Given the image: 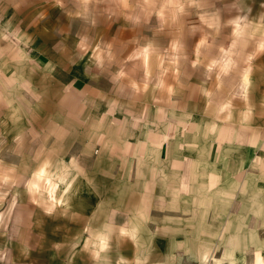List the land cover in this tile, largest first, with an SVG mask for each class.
I'll return each mask as SVG.
<instances>
[{
  "label": "crops",
  "instance_id": "obj_1",
  "mask_svg": "<svg viewBox=\"0 0 264 264\" xmlns=\"http://www.w3.org/2000/svg\"><path fill=\"white\" fill-rule=\"evenodd\" d=\"M160 1L0 0V264H160L179 213L203 214L193 232L201 259L209 247H242L231 264H247L249 247L260 254L256 231L242 230L264 216L255 52L239 54L238 110L230 100L213 108L197 56L210 28L223 42L233 28L231 46L262 34L259 50L264 26L238 21L246 0L218 2L215 24L210 0L190 10L204 17L155 24ZM224 50L216 65L227 71L235 61ZM228 214L230 239L226 229L219 240L201 234Z\"/></svg>",
  "mask_w": 264,
  "mask_h": 264
},
{
  "label": "rangeland",
  "instance_id": "obj_2",
  "mask_svg": "<svg viewBox=\"0 0 264 264\" xmlns=\"http://www.w3.org/2000/svg\"><path fill=\"white\" fill-rule=\"evenodd\" d=\"M147 1V6L150 4H154L155 0H146ZM223 0H210V12L207 14V16L210 19L211 24H215V19L217 20L218 16V11H220L219 3ZM245 0H242V2ZM254 1V0H252ZM161 10L158 12H154L153 14L158 16L159 18L154 19L152 23L157 24L162 17H167L169 20L164 23L167 24L169 21H173L175 23H179L180 19H185L188 18L189 15L191 14H198L201 17H204L203 13H191L190 10L191 8H198L201 7L202 5V0H161ZM159 2V3H160ZM256 3H253L249 0H246L244 5L248 6V8L251 9L250 13L248 15L243 14L244 18H241L238 21L245 22V24H257L261 27L264 26V6L261 4V0H255ZM264 2V0H263ZM146 6V7H147ZM163 9H166L167 11H163ZM189 10V12H188ZM151 12L149 11V7H147L146 11V18L149 20L151 16H153ZM245 15V16H244ZM150 16V17H149ZM154 16V17H155ZM152 20V18L150 19ZM153 30H151L152 32ZM158 32H161L164 36L168 34H173V35H181L183 31L181 29H168V28H162L160 30H156ZM180 32V33H179ZM161 35V36H163ZM223 35V34H222ZM230 35V40L227 42L220 41L218 38V29L217 28H210L208 30L207 38L202 40V44L199 46L200 50L198 51V58L203 56V59H205V64L204 68L202 70V74L204 79L208 82L209 86H212V90L207 93V98L209 100L208 96H213V99L209 100L210 103H214L213 108L215 110H219L218 104L230 100L231 106L235 109L238 110L240 108H243L244 103L240 99V96L236 94L237 91V79H238V70L241 68L243 65L242 62V57L240 54L241 51H244L246 53L250 52H255L254 54V60H253V65L254 69L252 70V74L254 75V81H257V88L258 91H261V98L264 96V47L255 50L256 47V42L257 38L260 36H263L262 34L260 35H254L252 36L249 41L243 46L242 44H235L234 46H231L230 43L233 40V28L229 29V34H225V36ZM181 46H178V48H174L173 50H179ZM185 47V46H183ZM170 49V46H162L161 51L163 54H168V51ZM224 49H230L232 53L234 54V61H235V66L231 69L226 71H223L220 69L219 65H216L217 60H222L225 58L223 56V52L225 51ZM185 53L182 52L181 56H183ZM215 63V65H214ZM222 67V65H221ZM223 68V67H222ZM261 70V71H259ZM263 71V72H262ZM249 83L250 84V78L248 76ZM214 101V102H212ZM217 105V106H216ZM220 106V105H219ZM221 111V110H220ZM220 111L216 112L219 113L220 115L218 116V119H225L226 117L224 116V112L221 114ZM5 194V190L2 191L1 196ZM203 214H200L198 217L193 213L191 216H188L185 213H179L178 214V224L179 227L177 228V235L173 236L172 235V249L170 250V255L167 256L169 257L168 260H163L160 264H217L216 262H220L222 264V261L225 260L224 264H231L229 258V254L225 255V252H223L224 248L219 247L216 252L215 247L211 248L209 247V250L206 254V257L204 259L200 258V239L199 237H194L193 232H195L197 224H200L198 222ZM189 218V220H188ZM232 218L231 214H228L223 220L218 221V226L215 228H210L208 226H203L200 230L201 234L204 236H211L215 240H219L220 236L223 235L225 229L228 230L229 233V239L233 236L234 233V227L236 228V222L229 223L227 225V219ZM206 220V216H205ZM214 219L212 220H206L205 224L207 225L208 223L213 222ZM264 221V216L263 220ZM262 221H256V220H247L245 221V225L243 226L242 230L249 231L255 230L258 237L262 240L263 244L262 247L259 250L260 254H257L259 258L262 260L260 264H264V223ZM129 224V223H128ZM182 224V225H180ZM232 224V225H231ZM227 225V226H226ZM234 225V227H233ZM166 232L163 230V234ZM170 238V237H166ZM166 238H162L163 243L161 244L162 247V254L165 253L167 254V250L164 249L165 244L164 241ZM140 241V240H139ZM138 247L135 249L136 250V257L139 258L140 256V242H135L133 241ZM238 252V254L234 252L235 259L239 260L243 257V252L242 247ZM236 250V251H237ZM166 251V252H165ZM262 255V256H261ZM242 256V257H241ZM255 259V251L252 247H249V249L246 252V258L244 260L245 263L250 264H255L257 259ZM216 261V262H215ZM241 262H243L241 260ZM259 264V263H258Z\"/></svg>",
  "mask_w": 264,
  "mask_h": 264
},
{
  "label": "bare ground",
  "instance_id": "obj_3",
  "mask_svg": "<svg viewBox=\"0 0 264 264\" xmlns=\"http://www.w3.org/2000/svg\"><path fill=\"white\" fill-rule=\"evenodd\" d=\"M243 79L246 81V77H243ZM230 253V254H229ZM229 254V258H231L230 260H233L234 259V254L231 250H229L228 248H226L225 250V255H228Z\"/></svg>",
  "mask_w": 264,
  "mask_h": 264
}]
</instances>
